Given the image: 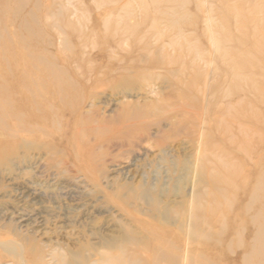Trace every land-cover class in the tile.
Listing matches in <instances>:
<instances>
[{
  "label": "rangeland",
  "instance_id": "rangeland-1",
  "mask_svg": "<svg viewBox=\"0 0 264 264\" xmlns=\"http://www.w3.org/2000/svg\"><path fill=\"white\" fill-rule=\"evenodd\" d=\"M0 103V264H156L152 245L176 238L182 264H242L253 211L238 210L264 173V0H0ZM212 153L232 204L216 201L208 248L119 189L153 183L190 224Z\"/></svg>",
  "mask_w": 264,
  "mask_h": 264
},
{
  "label": "bare ground",
  "instance_id": "bare-ground-1",
  "mask_svg": "<svg viewBox=\"0 0 264 264\" xmlns=\"http://www.w3.org/2000/svg\"><path fill=\"white\" fill-rule=\"evenodd\" d=\"M25 24H26V21H25ZM30 25H31V23H30ZM24 28H25V26H24ZM32 30L33 29L29 30V27H26V29H25L26 33H27V31L31 32ZM115 37L116 36H114V38ZM129 38H131V37H129ZM120 39H123V38H120ZM24 40L27 41L26 37ZM21 41H23V39ZM23 45H25V43ZM54 68H56V67H54ZM139 75H141V74H139ZM131 82L132 81H131L130 77H125L123 79V81L121 82V85H119L120 86L119 89L121 91H124L125 93H127L128 91H130L133 88ZM9 98H10V96H9ZM2 105L3 104L0 105V113L3 112L1 110L5 106V103L3 106ZM8 106H10L9 103H8ZM9 111H8V114L12 113ZM12 111H14V110H12ZM8 114L6 112V115H8ZM9 117H11V116H9ZM16 117L19 118V116H16ZM11 118L16 119L14 117V115H12ZM2 119H4V118H1V120ZM7 121H10V120L8 119ZM2 122H6V121L3 120ZM0 125H1V121H0ZM3 126L5 127L6 124ZM6 130L11 131L10 129H6ZM27 130H28V128H27ZM12 135H14V134H12ZM130 139L135 140L136 137L132 136ZM159 142L156 143L157 144L156 146L157 147L163 146V143L159 144ZM257 144L259 147L257 148V146H256L255 159H257L258 164H261L262 160H264V153H262V151H258V150L260 147H263L264 143L261 140H258ZM164 149L161 148V152L165 153V151H163ZM212 155H213V158L216 159V162H213L214 163L213 168L212 169L211 168H209V169L204 168V169H202V171L197 172V173H199L198 176L196 175V178H197L196 182L200 183L203 186V189L200 193H198L197 198L199 199L202 196L201 198H203V200L200 198V200H202V201H200V200L197 201V202H199V204H198V206L196 205L197 209H196V207L194 209V210H196L194 213L195 220L191 219L190 224H189L188 220L186 219V215L184 213V211L188 210L187 205L185 203H182L179 205H175L173 208H170L168 204H166L165 202L162 201L163 197L162 198L160 197L161 192L156 190V185H154L153 183L142 185L139 188H133L131 186L125 185V186L120 187L119 189L122 191L124 190L126 192H133L134 198H136L140 201H143L151 209V213L153 214L154 217H156L159 220L160 223L168 225V226H176L183 234H186L189 237L191 244L197 243V244H200V246H202V247L208 248L207 245L203 241L208 240L212 237V235H213L212 229L214 227H216L219 223H221L220 221L222 220L221 219L222 214H219L220 216L218 215V217L216 216L217 210H218V208L216 206L217 205L216 201L221 202V204H223V203L227 204V205L232 204L231 200H229L227 198H225V200H223V198H222L223 195H220L222 190H223V184H222L223 179L220 176L222 174H220L221 172L219 170V169H221V166H220L219 162L217 161L216 154L212 153ZM254 165H255V163H254ZM170 166L172 167L174 173H178V172L180 173V175L176 179L177 180L176 184L178 185V188H177L178 190L176 193H178L179 190L185 189L187 184L190 183L191 177L195 175V172H194L195 169L193 170L192 163L189 159L183 160L181 165H178L175 162H172ZM208 170H210V172H208ZM216 171H219V172H216ZM258 171H259V169H258ZM215 172L218 174H216ZM256 180H257V182L255 184L253 191L251 192L250 195L248 194L249 195V203L246 205L242 204L241 207L239 206V210H238V216L239 215H249L250 211H253V214L249 219L250 225L253 226V232H252L253 242L251 244L248 243L247 245H244L242 242H240V245L242 247H244V251H243L242 256H241L242 264H264V255H263L264 254V173L261 175L259 174L256 177ZM245 182H246V180H245ZM159 188L162 189V187H159ZM129 196H126V193H125L123 197L126 200L131 201V196L130 197ZM243 202H244V200H243ZM188 227H189V232H186ZM127 239H128V237L122 232V236H121L119 241H124ZM119 241L117 239L116 242H114V239H113L109 242V244L111 247H114V246H116V244L119 243ZM134 241H136V239ZM180 242H181V238H179V240L176 238L175 241L172 240V242L170 243L171 245L169 246L168 250H165L164 247L161 246L160 244L152 245V247H153L152 250H153L154 255H155V263L161 264L162 262H168L169 264H182L183 255H181V254H182L183 250H182V247L180 245ZM217 247L218 246L213 245L212 249H217ZM260 252H263V254H260ZM191 253H192V251H191ZM80 254H82V253H80ZM193 257L194 258L188 257V259L190 258L189 260L187 259L188 264H216L214 261H212V259H210V257L208 255H206L204 253H199L198 256L195 255ZM124 260H125L124 258H123V260H120L118 258L110 256L109 258H105L102 264H122V262ZM129 262L131 264H139L140 263L139 259H133V258H130ZM67 264H71V262H69ZM76 264H80V263H76Z\"/></svg>",
  "mask_w": 264,
  "mask_h": 264
}]
</instances>
